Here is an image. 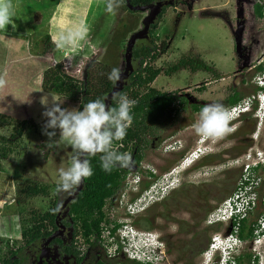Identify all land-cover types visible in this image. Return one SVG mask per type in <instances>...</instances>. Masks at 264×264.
I'll use <instances>...</instances> for the list:
<instances>
[{
    "label": "rangeland",
    "instance_id": "obj_1",
    "mask_svg": "<svg viewBox=\"0 0 264 264\" xmlns=\"http://www.w3.org/2000/svg\"><path fill=\"white\" fill-rule=\"evenodd\" d=\"M69 1L71 2L61 1L63 9L69 10V16L72 11H78L79 17H57L51 26V32L55 40L61 33L67 35L86 28V39H76V45L72 43L58 49L50 39L51 47L47 49L48 42L45 43L41 36L43 30L46 32L45 26L26 40L22 37L25 34L17 35L23 40L20 46L15 47L9 45L6 35L0 34V78L6 81L5 86L0 88V112L12 118L8 124L0 126V135L14 143H9L7 154L0 157V226H7L10 234L3 237H11L8 238V245H12L11 247L20 241L19 211L32 207L42 211L55 196L57 204L62 203L60 217L68 219L65 215L66 202H63L67 194L56 195L55 185L58 170L70 165L73 151L69 145L60 141L59 130L55 138L58 146L53 149L47 147L48 137L42 131L46 122L42 115L45 106L41 104V99L46 97L49 104L53 98L63 100L61 106L66 108L78 106L56 92L40 86L42 68L46 64L59 61L69 72L82 77L84 66L91 58L124 68L123 52L126 41L132 32L144 26L142 19L147 16L146 10L129 11L123 5L114 15L110 14L105 11V0H97L96 3H91L90 0ZM254 1L167 0L174 5L169 4L166 7L155 29V41L166 38V46L154 60V65L160 71L151 81V85L175 96H183L185 104L159 121L156 136L146 135L149 143L143 148L140 160L126 167L128 175L138 178L137 190L120 185L105 203V207H113L111 211L115 217H120L122 213L117 206L119 198L129 200L130 197H135L149 184L161 183L162 175L173 169L168 177L171 181H175V177L178 180L164 191L161 199L153 203L147 202L146 208H139L140 211L137 208L136 215L129 218L137 233L153 229L160 235L162 256L159 259L153 258L151 264H202V254L209 250L211 236L216 230L220 229L223 233L227 230L225 220L207 222V214L236 189L245 153L264 151V115L261 119L254 115L257 103L242 114L236 128H233L234 131L215 145L196 137L191 130L192 123L205 104L220 102L228 108L230 105L225 97L229 92L237 90L242 95L241 99L256 97L254 86L264 83V0H261V18L252 11ZM34 5L37 6L35 3ZM84 5L93 8L88 18L84 11L88 12L90 8ZM29 14L19 10V16L26 23ZM81 18L84 21L80 25ZM147 18L149 21L155 20V17ZM147 39L146 36L137 38L132 47L146 43ZM63 50L70 51L71 54L64 56ZM40 52L44 53L36 54ZM184 55H189L193 60L199 59L218 71L220 76L213 78L215 75L210 70L191 69L189 64L169 73L164 71ZM128 60L132 68L136 60L131 54ZM258 62L263 65L261 74L254 67ZM191 103L200 105V108L192 109ZM177 104L178 101L175 100L174 105ZM260 106L263 107L264 103ZM261 111L262 109H258L257 112ZM22 119H31L34 126L26 128L19 138H12L11 125ZM168 142L170 145L164 147ZM173 142H180V148L173 147ZM195 145H199L197 149L201 148V152H210L194 161L185 159L186 152ZM207 166L210 168H206ZM147 169L153 175H147ZM260 173L259 168L256 174ZM34 181L49 184L46 195L26 196L21 192L26 183ZM145 182L147 185H144ZM260 213H264L261 202L249 209L245 217L257 219ZM63 230L66 231L65 228ZM113 234L119 243L127 242L128 246H136L133 250L125 246L116 250L114 237L111 238L102 231L101 236L112 242L110 249L113 248L116 261L136 264L129 261L130 252H134L140 259L151 258L145 249L139 248V241H132L129 237L123 240L118 232ZM260 240L257 237L240 238L241 250L252 251L251 245L259 249L264 244L259 243ZM80 249L86 248L80 246ZM26 258L28 260L27 255ZM214 258L216 260L219 257L215 255ZM263 259L261 257L253 264H262Z\"/></svg>",
    "mask_w": 264,
    "mask_h": 264
},
{
    "label": "trees",
    "instance_id": "obj_2",
    "mask_svg": "<svg viewBox=\"0 0 264 264\" xmlns=\"http://www.w3.org/2000/svg\"><path fill=\"white\" fill-rule=\"evenodd\" d=\"M133 4H146L155 1H160V5L155 20L149 21L147 16L142 19L144 24L148 25V37L147 42L137 46H133L131 49V56L136 60L131 71L123 82V86L119 93L126 95L130 100H135L136 104L131 109L133 121L130 127L126 130V135L122 140L113 141L112 148L120 153L133 154L134 162H138L143 154V148L148 146L149 139L147 134L154 137L156 136L158 123L163 117H168L169 113L178 111L179 108L184 107L185 98L183 96H175L169 91L159 90L151 85V81L159 73L160 69L154 65V60L158 54L166 46V38L155 41L156 35L154 34L158 22L165 12L166 7L169 6L167 0H129ZM164 2V3H163ZM123 8L131 11H143L139 9H129L126 7L123 0ZM174 3L171 4V6ZM263 3L261 0H255L252 3L253 13L261 18L263 16L262 11ZM44 42L47 43V49L51 47L50 36L45 34L43 36ZM199 61V62H198ZM190 65L191 69L201 68L210 70L215 77H219L218 71L212 69L202 63L199 59L193 60L189 55L180 57L173 65L165 69L166 73L177 70L183 65ZM116 67L111 64L102 62L96 58H91L84 66L82 77H78L75 74L69 72L63 67L59 61H54L50 64H46L42 68L40 73V86L48 90H52L76 104L78 108H82L90 100L97 98H105L107 91L113 85L108 80V74L111 69ZM255 69L261 74L263 65L261 63L255 64ZM264 90L263 84H256L253 91ZM113 95L109 98L107 104L115 106L116 101L113 100ZM242 95L237 90L229 92L225 100L228 105L236 104L241 100ZM177 100L178 104L174 105V101ZM256 101L252 102V106H255ZM191 108L198 110L200 105L191 103ZM11 117L5 113L0 112V126L8 124L11 121ZM34 124L31 119H22L15 121L11 125L10 136L13 138H19L23 131L28 127H33ZM51 131V129H49ZM57 136V135H56ZM56 137H53L55 141ZM49 139V138H48ZM2 144L0 145V157L7 154L9 143L14 145L10 140L4 139L0 135ZM7 140V142H6ZM53 149V147H50ZM91 166L93 169V175L85 179L78 192L66 203L65 215L68 219L72 220V235L77 236L79 240L91 245L93 241L91 237L98 235L102 227L101 222L108 224L107 219H103L104 211L103 205L107 198H110L121 185L123 176L127 172L126 167H115L111 172H105L100 163V155L90 157ZM202 159V158H201ZM200 159V161H202ZM204 159V158H203ZM199 161V163H200ZM255 170L256 167H251ZM147 175H153L151 170H145ZM247 183V182H246ZM261 184V183H260ZM147 185V182L144 183ZM49 188V184L46 182L34 181L26 183L21 188L26 196L46 195ZM57 206L56 197L54 196L47 208L40 211L34 207L27 210L18 212V218L21 220L20 225V241L14 246L8 245V238L0 236V264H28L26 261V255L30 257L34 248L37 245L45 244L49 241H57L61 244L60 239L55 238L56 219H65L60 217V212L53 215L52 208ZM258 208V207H257ZM247 219V220H246ZM136 220V219H135ZM148 221V220H147ZM236 231L240 238L249 237L252 238L256 234L258 223L256 219L240 216L236 221ZM149 224V223H148ZM111 226L108 227L111 234L114 233L118 223L113 219L111 220ZM151 225V224H149ZM1 238H3L1 240ZM117 238V237H116ZM75 239V238H74ZM117 239V248L119 245ZM4 248V250H3ZM66 250L71 251L74 249L71 244L65 245ZM28 252V254H26ZM226 264H253L257 262V255H254L252 251L240 250L236 254L231 255L230 259H227ZM130 262L134 261L136 264H149L147 261H139L135 259H129ZM116 261L113 262L115 264ZM95 264H104L102 262ZM123 264H130L124 262Z\"/></svg>",
    "mask_w": 264,
    "mask_h": 264
},
{
    "label": "clouds",
    "instance_id": "obj_3",
    "mask_svg": "<svg viewBox=\"0 0 264 264\" xmlns=\"http://www.w3.org/2000/svg\"><path fill=\"white\" fill-rule=\"evenodd\" d=\"M122 4L123 0H105V11L114 15ZM10 24L13 27L16 26L13 21L11 0H0V30L6 29ZM87 33L88 30L86 28L69 32L67 35L61 33L56 37L54 43L58 49H62L64 46L72 44L76 39L81 41L85 40ZM122 77L123 68L113 67L107 78L113 86H115L121 81ZM5 84L6 81L3 78H0V88L4 87ZM260 84L264 85V83ZM259 92L256 93V97L252 96L251 98L241 99L239 102L230 105L228 108L220 102L205 104L199 110L197 119L191 125L193 134L212 145L219 143L234 131L233 128H236V123L240 121L243 116L242 114L252 107V102L254 100H257L254 115L261 119L264 115V106H260L262 102L264 103V90ZM112 98L116 101L115 106H110L105 103L106 98H97L88 101L82 106V108L62 107L63 100L56 98H53L50 104L46 97L41 99V104L45 106L42 115L46 118V122L42 131L49 138L47 147L58 146L55 144L53 137H56L57 130H59L60 141L69 145L73 151L70 165L67 168H61L58 170V179L55 185L56 195L64 193L70 196L74 194L83 181L93 175V169L89 159L90 157L99 154L101 167L105 172H111L115 167H130L132 165L131 155L114 150L112 144L113 141L122 140L125 137L126 130L131 126L133 121L131 109L136 104V101L130 100L126 95H123L118 91L113 93ZM258 109H262V111L258 113ZM49 129H51V131H49ZM166 144L170 145L169 142ZM173 147L179 149L180 142H173ZM257 151L259 150H254L252 153L249 152V154L256 156ZM209 152L203 150L191 160L194 161V159ZM246 158L247 156L242 159L241 163L246 161ZM206 168H210V166H207ZM134 177L135 175L130 176V174L128 175L126 172L121 181V185H124L127 189L131 188L137 190L136 187H132L134 182L129 185L130 179ZM171 180L169 177V181ZM177 180L178 179L175 177V181ZM175 181H172V183ZM135 182L137 185L138 178ZM166 182L167 181H165V183ZM172 183L167 185V189L171 187ZM144 190L140 191V193ZM140 193L133 198L130 197L129 200H123L122 198L118 199L117 206L120 207V213H122V215L120 217L117 216L114 219L118 223L114 232L116 234L118 232L123 240H125L127 236L122 233V231L129 232L131 230L132 225L130 219H132V216L136 215V213H129L126 207L129 203L136 201ZM164 194H162V196ZM161 197L154 201H158ZM154 201H152V203ZM147 206L148 204L143 205L142 207L144 209ZM110 207L113 209L112 206ZM61 211L62 203H58L55 208L51 209L53 215L58 214ZM138 211H140V209ZM218 221L221 222L220 220H217V222ZM256 221L258 223L256 230L257 233L254 234L252 238L256 239L257 237L258 240L261 238L259 243H264V224H260L257 219ZM229 227L230 225L227 223V230L225 233L220 229L215 231L217 233V242L213 247L210 244L213 237L211 236L209 250L202 254V264H226V261H228L227 259H230L231 255L236 254L241 250L240 237L237 235V231H233L232 227ZM143 232L145 234H142L141 236L146 237V239L144 242L140 243L141 246L139 248L145 250L148 249V252L146 253L150 254L151 258L147 257L146 259H140L138 258V255H131L130 253H128V258L147 261L151 264L153 258L156 257V259H159L162 256L160 245L162 240L160 239V235L153 229H146L143 230ZM234 232L237 240L231 237V239H228V234H233ZM112 235L114 237L113 240L116 242L114 247V249H116L117 238L114 234ZM8 238L10 239L11 237ZM119 245V249H121L122 246L129 247L130 249L135 248V246H128L124 243H120ZM251 249L252 253L257 255V261L261 257L264 258V244H261L259 249L251 245ZM260 252L263 254H260ZM215 255H218L219 257L216 260L214 258ZM133 263L135 262L133 261ZM262 264H264V259L262 260Z\"/></svg>",
    "mask_w": 264,
    "mask_h": 264
},
{
    "label": "built area",
    "instance_id": "obj_4",
    "mask_svg": "<svg viewBox=\"0 0 264 264\" xmlns=\"http://www.w3.org/2000/svg\"><path fill=\"white\" fill-rule=\"evenodd\" d=\"M166 146L168 145L164 144V147ZM198 147V145H195L187 152L184 158L187 160H191L192 158L196 157L199 154V151L197 149ZM246 156V161H243L241 163V175L240 177H238V185L236 189L233 190L230 196L223 199V201L217 207H214L212 211L207 214L205 218L207 222H217V220L224 222L223 220H225L230 225V227H232L233 231H236V221L238 220V217L246 215L247 211L249 209H252V207H254L257 203L261 202L262 205H264V152L262 150H259L257 151L256 156L245 153V157ZM251 167H256V169L252 170ZM259 168L261 169V173L256 174V170ZM172 171L173 169L167 171L162 175L161 178L165 179L167 181L166 183L165 180L161 179V183H152L153 185L149 184V186L138 195L136 201H133L127 205V211L131 214L136 213V211L139 208L141 209L143 205H146L147 202H152L160 198L162 194H164V191L167 189V185L169 183H172V181H169L168 177L169 174L172 173ZM136 179V176L130 179L129 185L130 183L134 182L132 187H136ZM108 199L109 198H107L106 201ZM111 209V207H105V204L103 205V219H108V224H104L103 221L101 222L102 227L100 229V234H102V231H105V233H107L112 238L113 235L110 234L108 227L111 226V219H115V216ZM257 220L260 222V224H264V213H260L257 217ZM122 233L127 236L125 240H127L129 237L132 241H139L138 243L145 241V237L141 236L145 233L143 231L137 233L133 227L129 232H125L123 230ZM216 234L217 233L215 232L210 243L212 247L215 246L217 242ZM228 237V239L233 238L237 240V238H235V232L233 234H228ZM125 244H127V242H125ZM146 251L148 252V249H146ZM130 254L133 255L135 253L130 252Z\"/></svg>",
    "mask_w": 264,
    "mask_h": 264
},
{
    "label": "flooded vegetation",
    "instance_id": "obj_5",
    "mask_svg": "<svg viewBox=\"0 0 264 264\" xmlns=\"http://www.w3.org/2000/svg\"><path fill=\"white\" fill-rule=\"evenodd\" d=\"M143 36L146 35L144 34ZM131 158L133 163V154H131ZM133 167H135L134 164ZM67 196L68 195L65 197ZM55 221L57 226L54 231V237L57 239L59 238L61 244L57 243V241H49L45 244L42 242V244L37 245L33 249L34 251L30 253L28 260L26 259L28 264H95L99 262L104 264H113V262L116 261L114 258V251L110 249V244L112 242L103 238L100 233L91 237L93 243L88 245L84 243L82 238L79 240L76 239L77 236L73 237L71 219H56ZM63 228H65L66 231H64ZM68 244H71L74 249L71 251L66 250L64 246ZM79 245L85 247L86 249H80ZM119 262L122 264L124 263V261H116L115 264H118Z\"/></svg>",
    "mask_w": 264,
    "mask_h": 264
},
{
    "label": "crops",
    "instance_id": "obj_6",
    "mask_svg": "<svg viewBox=\"0 0 264 264\" xmlns=\"http://www.w3.org/2000/svg\"><path fill=\"white\" fill-rule=\"evenodd\" d=\"M39 1L40 0H11L12 12H13V21H14L16 26L13 27L10 24L7 26L6 29L0 30V34L6 35V37L8 38V41L10 42L9 43L10 46H12V47L13 46L14 47L20 46L21 41L23 39L26 40V38L28 39L31 37V35H34L36 33V31L43 30L44 26L46 27V32L43 30V32L41 33V36H44L45 34L49 35L50 39L54 43V37H53V33H52L53 29L51 28V26H52L53 22L55 21V19L57 17H60V19H69V18H75L76 19L79 17L78 11H76V12L72 11L71 12L72 15L69 16V14L67 12L69 10L67 8L63 9V7L61 5V1H63V0H42V2L41 1L39 2ZM72 1H74V0H72ZM90 1H91V3L97 2V0H90ZM32 2L37 4V6H35L34 3H32ZM68 2L70 3L71 1L68 0ZM82 7H83V5H82ZM84 7L90 8V10L88 9V12L84 11V13L87 14L86 17L88 18V15L90 13H92L91 11L93 10V8L90 7V5L89 6L84 5ZM43 8H45V9H43ZM19 10L22 12L30 13L29 14L30 16H28V22L27 23L24 21V18L22 19L19 16ZM81 13H83V11H81ZM22 21H24V22H22ZM83 21H84V18H81L80 25L83 23ZM47 28H49L48 31H47ZM51 30H52V32H51ZM19 34H25L24 36H22L23 39H21V38L19 39V37L17 36ZM0 37H2V35H0ZM73 43H74V45H76L77 42H73ZM54 45H55V43H54ZM52 49H54V48L52 47ZM69 52L66 50H63V54L65 53L64 56H66L67 54H71ZM43 53L44 52H40V53H36V54H43ZM6 227H4V225L0 226V235L1 236H5L7 234H10L7 232ZM13 230L14 229H12V232H13ZM15 234L16 233L14 232V236L16 237Z\"/></svg>",
    "mask_w": 264,
    "mask_h": 264
},
{
    "label": "water",
    "instance_id": "obj_7",
    "mask_svg": "<svg viewBox=\"0 0 264 264\" xmlns=\"http://www.w3.org/2000/svg\"><path fill=\"white\" fill-rule=\"evenodd\" d=\"M124 2H125L126 7L129 9L147 10V16L149 18L155 17L160 5L162 4L160 1H155L152 3H146V4H133L129 0H124ZM147 33H148V25L144 24L143 27L132 32L129 35V37L126 41L125 47H124V52H123V59H124L123 77H122L120 82H118L115 86L112 85L111 88L107 91V93L105 95V98H106L105 103L108 102L109 98L113 95L114 92L121 89V87L123 86L124 78L128 75V73L132 69L131 66L129 65L128 57L131 54V49H132V45H133L134 40L136 38L142 37L144 34L146 35ZM81 186H82V184L80 185V187L78 189H76L74 194H72L70 196L68 195L67 197H65L63 202H67L68 200H70L78 192V190L81 188Z\"/></svg>",
    "mask_w": 264,
    "mask_h": 264
},
{
    "label": "bare ground",
    "instance_id": "obj_8",
    "mask_svg": "<svg viewBox=\"0 0 264 264\" xmlns=\"http://www.w3.org/2000/svg\"><path fill=\"white\" fill-rule=\"evenodd\" d=\"M198 151L201 152L200 149H198Z\"/></svg>",
    "mask_w": 264,
    "mask_h": 264
}]
</instances>
